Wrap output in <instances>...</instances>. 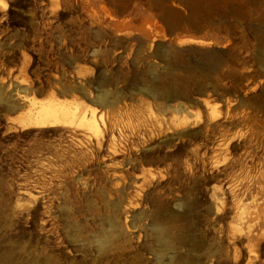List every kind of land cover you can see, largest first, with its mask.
<instances>
[{
    "label": "rangeland",
    "instance_id": "1",
    "mask_svg": "<svg viewBox=\"0 0 264 264\" xmlns=\"http://www.w3.org/2000/svg\"><path fill=\"white\" fill-rule=\"evenodd\" d=\"M146 88L176 93L152 99ZM97 91L117 98L95 111L96 130L22 122L30 103L93 110ZM263 175L264 0H0V253L36 264H264ZM120 177L127 202L172 216L178 251L151 234L152 253L141 250L121 218V237L96 253L107 210L89 201ZM63 206L83 230L82 253L48 214Z\"/></svg>",
    "mask_w": 264,
    "mask_h": 264
},
{
    "label": "bare ground",
    "instance_id": "2",
    "mask_svg": "<svg viewBox=\"0 0 264 264\" xmlns=\"http://www.w3.org/2000/svg\"><path fill=\"white\" fill-rule=\"evenodd\" d=\"M208 53L205 54V56H203V58L207 64V66L210 69H216L218 67V62H219L220 58L216 54H212V53L208 54ZM168 70H170V69H168ZM100 87H102V85ZM79 92L83 97L87 98V94L83 88L80 87ZM145 93L147 95H150V97L152 99H154V98H157V97L163 96V95L175 94L176 91L174 89L162 91V90H159L156 88H154V89H152V88L147 89L146 88ZM59 94H60V96H63L61 93H59ZM116 98H117L116 94H112V97L108 98V94L106 92H100V91L98 92L97 91L94 99L91 100L92 104L90 106L92 107L93 110H89L87 108V111L85 109H82V110H75V111H71V112L59 110L58 106L56 104H54V102H50L49 104L48 103L47 104H40V105H35L33 103H30L29 108H27L28 109L27 113L25 114V116H23L22 122L26 125H34V126L44 127V126L64 125L65 123L79 121L81 124H83L87 128H89L91 130H96L97 124H96V120H95V111L98 110L99 108L105 109L108 107H113L116 104ZM6 104H7L6 106L8 108H11L12 110H16L15 107L12 105V103L10 104V101H7ZM182 105H179L176 108H173V111L175 113H181V114L188 113V115H190L191 113L188 112L187 108H184ZM20 107L22 108V106H20ZM23 107H25V106H23ZM100 111H102V110H100ZM10 112H11V110H10ZM191 115H193V114H191ZM195 116L198 118L199 114H196ZM204 120H207V119H204ZM210 120H211V118H210ZM212 121H213V119H212ZM201 122H202L201 119L197 120V124L200 125ZM205 123H207V122L205 121ZM205 123H203V124H205ZM179 124H178V126H179ZM181 124H183V126L182 127L180 126L179 127L180 129L178 128V131L176 132L177 135H180L183 133L181 130L182 129L185 130V128H186L185 126L187 125V122H184ZM195 126L197 127L198 125H195ZM189 128H191V127L189 126ZM187 130H188V128H187ZM172 132H174V131H172ZM173 137L174 136L172 135V139H173ZM116 180H117L116 184H113L114 182H110L109 186H104L99 191H97L98 198H96V199L98 200V202H96L97 200L95 201L92 199L89 201L90 205L93 206L94 203H98L100 208L102 207L104 210H107V212L105 214V220L107 223V230L105 232H103L100 235V237L96 240L97 245L94 247L96 253L104 251L106 249V247L108 245L112 244V242L114 240L121 237V234H122V229H121V225H120L121 224L120 223L121 218H123V219L130 218V222H129L130 229L137 233L138 238H140L141 236H142V238H144V243H142V245H140L141 250H143L147 253H150V254L152 253L150 251L152 249H150V247L146 246V244H145V238H147L148 235L151 234L153 241L158 242L160 247L163 250L170 251L172 253L178 251L180 242L177 240V238L175 236H173L174 227H172V225H171L172 216L168 215V217H166L165 219H163L161 221L158 219L157 216L151 217L150 215L143 212L140 209V205L142 203L130 202V201L127 202L124 198H125V194L127 191V183L129 182V180H128V182H126V177H120ZM82 185H83V183H82ZM107 185H108V182H107ZM97 189H99V188H97ZM88 199H90V198H88ZM125 202H127V203H125ZM153 205H154V207H152L153 213H157V215H158L160 213H163V212L166 213L167 212V209L165 208V206H162L159 203H154ZM174 206L177 209H180V208L182 209L183 203L180 204L177 202L174 204ZM185 206H186L185 208L188 209V206L187 205H185ZM62 208H63L62 211H60V210L56 211L57 210L56 208L53 207L54 210H52V207H51L48 214L51 217V219L56 222L57 226L62 228L61 230H63L62 232L64 234V237H66L67 242L70 245H72L73 247H75L78 252L82 253L84 251V245H85L84 242L86 241V239L84 241L79 239L78 235H76L74 232L76 231V233H81L83 230H81L77 227L76 228L73 227V221L75 219L74 215L70 214L66 210L67 208H64V206ZM39 221H40L39 222L40 225L44 224L42 219H39ZM70 230H73V233H70L69 232ZM61 235H62V233H61ZM64 237H62V238H64ZM42 248H44V247H42ZM153 256H155L157 258L161 257L160 252L158 254H154ZM176 256H178V255H176ZM180 258H181L180 255L178 258L172 257L165 264H176L177 260H179ZM0 264H36V262L35 263H30V262L16 263L12 259H10V254L8 251H3L0 253ZM37 264H46V262L41 260Z\"/></svg>",
    "mask_w": 264,
    "mask_h": 264
}]
</instances>
